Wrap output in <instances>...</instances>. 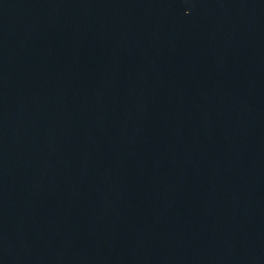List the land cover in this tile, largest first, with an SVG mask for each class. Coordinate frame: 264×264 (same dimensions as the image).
<instances>
[{
	"label": "water",
	"instance_id": "95a60500",
	"mask_svg": "<svg viewBox=\"0 0 264 264\" xmlns=\"http://www.w3.org/2000/svg\"><path fill=\"white\" fill-rule=\"evenodd\" d=\"M0 264H264V0H0Z\"/></svg>",
	"mask_w": 264,
	"mask_h": 264
}]
</instances>
